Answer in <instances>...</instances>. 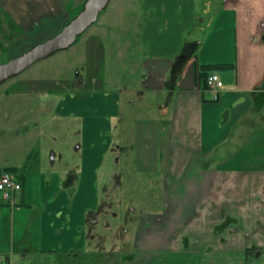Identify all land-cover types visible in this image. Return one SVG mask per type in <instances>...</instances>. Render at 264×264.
<instances>
[{
    "label": "crops",
    "instance_id": "1",
    "mask_svg": "<svg viewBox=\"0 0 264 264\" xmlns=\"http://www.w3.org/2000/svg\"><path fill=\"white\" fill-rule=\"evenodd\" d=\"M142 4L149 13L124 100L116 90L63 92L54 112L77 120L83 138L72 157L34 145L4 167L16 168L21 191L14 202L0 195V264H114L115 228L122 243L124 233L133 237L120 264H264V233L256 234L264 229V0H204L197 18L195 0ZM65 9L62 0H0V50L40 41L65 24ZM209 73L223 82L216 100ZM7 93L15 120L41 97L30 116L35 126L51 110L43 91ZM128 145L135 171L160 178V206L149 190L134 194L143 199L136 226L103 214L121 211L106 202L111 195H133L121 190L126 177L116 171L122 162L130 168Z\"/></svg>",
    "mask_w": 264,
    "mask_h": 264
},
{
    "label": "rangeland",
    "instance_id": "2",
    "mask_svg": "<svg viewBox=\"0 0 264 264\" xmlns=\"http://www.w3.org/2000/svg\"><path fill=\"white\" fill-rule=\"evenodd\" d=\"M85 1L86 0H62L63 8H66L65 10L69 14L65 24L81 11ZM158 1H161V5L164 7L165 3L170 0ZM186 1L187 0H185V2ZM203 1L204 0H195L196 13L193 16L194 18L195 16L196 18L202 16ZM142 3L143 0H110L107 8L99 14L98 20L82 35L77 37L73 45L34 63L20 74L9 78L0 85V169H4L10 162L23 159L24 152L30 151L31 146L34 145H41V147L45 149L52 146L55 148L54 152L57 154L60 150V152L62 151L65 153V156H67L68 153V159L72 157L70 150L79 143L81 144L83 138L81 137L77 120L73 118L65 119L54 112L58 98L63 95V92L77 89L81 86L84 91L116 90L120 91L121 98L124 100V93L121 92V90L123 86L127 84V77L129 76L127 67H129L130 61L134 62L136 60L135 58L138 55L136 49L139 48V34L140 31H142L143 19L146 17V14L148 15L149 13H146V11L142 9ZM160 7L161 6L156 5L157 10ZM0 14L4 13L2 12ZM64 25L52 30L42 37L40 41L37 40L35 41L36 43L23 46L22 49L13 47L6 55L0 50L1 60L10 59L22 54L37 43L54 36ZM206 31L202 29L200 34L195 36L202 39ZM193 35L191 37H193ZM133 78H136V76L133 75ZM27 90L37 92L43 91V93L50 94V96H47L49 99L47 103H50L51 110L41 117L40 122L36 126L30 116L37 102L44 101L43 97H41L40 100L37 99L35 103L31 102L32 104H29L27 113L19 120H15L12 117V111L15 107L12 106L10 98L13 95H9L7 92H25ZM44 99L46 100V97ZM121 104V111H123L124 105L122 101ZM125 133L128 143L132 144L131 140L134 139V135L131 125H126ZM124 153L126 155L128 154L130 158V168H125L127 163L122 162L120 165L116 166V171L121 168V171H124L126 177L124 182L125 186L121 190H125L126 194L133 195L123 197L119 194V196L111 195L109 198L105 197L106 199L108 198L106 202L115 205V207L120 208L121 211L104 212L103 214L105 216L104 218L117 225L125 221V216L127 218L129 217L132 222H134V226H136L139 216L142 214L140 210L143 207H139V205L143 204V199L134 194H138V190L140 189L149 190L151 194L154 193L155 195L152 194L148 196L147 199L150 200L151 203H154L153 206H160L161 203L158 196L161 190L159 185L160 178L158 174H154L152 175V179L154 180L151 181L149 180L150 178H147L146 174H140L135 171V161L130 157L132 152L129 145ZM52 154L53 153L49 150L48 157L51 158ZM103 173H105L104 170H101L98 177L100 196L104 193L103 191H105L107 185V178ZM139 178L143 180L140 185ZM113 186L114 183L107 188ZM118 186L119 184L116 185V189H114L116 191L115 194H118L117 191H120ZM155 191L158 192L157 196ZM155 198L157 200L156 202L154 201ZM120 203H123L122 206ZM128 206L134 208V211L130 214L126 212ZM101 230L100 228L99 231L101 232ZM134 231H136V228H130L129 233L132 232L133 235ZM255 231L256 229H253L248 235L254 236ZM257 231L259 232H256V234L264 233V229ZM120 234L121 228H115L114 264L121 263L124 257V245L129 244L128 246H130L132 242L131 239H133L131 234L130 236L132 238L130 239V237L128 238V235L126 236V233H124V237H126L127 240L122 243V240L118 238ZM261 238H264V234ZM254 242L256 241L254 240ZM102 260L103 258L100 259V262H102ZM86 262L87 260L84 259L83 263ZM28 264H40V261H31Z\"/></svg>",
    "mask_w": 264,
    "mask_h": 264
},
{
    "label": "water",
    "instance_id": "3",
    "mask_svg": "<svg viewBox=\"0 0 264 264\" xmlns=\"http://www.w3.org/2000/svg\"><path fill=\"white\" fill-rule=\"evenodd\" d=\"M109 2L110 0H86L81 11L54 36L37 43L16 57L1 62L0 85L34 63L73 45L76 38L98 20L99 14L107 8Z\"/></svg>",
    "mask_w": 264,
    "mask_h": 264
},
{
    "label": "built area",
    "instance_id": "4",
    "mask_svg": "<svg viewBox=\"0 0 264 264\" xmlns=\"http://www.w3.org/2000/svg\"><path fill=\"white\" fill-rule=\"evenodd\" d=\"M207 88L212 92L213 100H216L219 91L223 87V82L216 73H209L205 80ZM21 191V184L15 174L10 171L0 173V195L3 201L14 202L16 194Z\"/></svg>",
    "mask_w": 264,
    "mask_h": 264
},
{
    "label": "trees",
    "instance_id": "5",
    "mask_svg": "<svg viewBox=\"0 0 264 264\" xmlns=\"http://www.w3.org/2000/svg\"><path fill=\"white\" fill-rule=\"evenodd\" d=\"M5 61V60H4ZM3 61V62H4ZM222 66H226V65H222ZM207 72H208V67H206V66H201L200 67V74L203 76L204 74H207ZM205 80H206V76H205ZM16 170V168H14V167H6V168H4L3 170H0V173L2 172V171H10V172H14ZM3 202H5L6 203V201H3Z\"/></svg>",
    "mask_w": 264,
    "mask_h": 264
}]
</instances>
